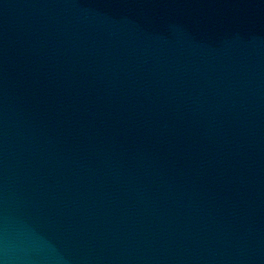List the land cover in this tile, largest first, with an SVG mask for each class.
Listing matches in <instances>:
<instances>
[{"label":"water","instance_id":"obj_1","mask_svg":"<svg viewBox=\"0 0 264 264\" xmlns=\"http://www.w3.org/2000/svg\"><path fill=\"white\" fill-rule=\"evenodd\" d=\"M0 264H264V0H0Z\"/></svg>","mask_w":264,"mask_h":264}]
</instances>
